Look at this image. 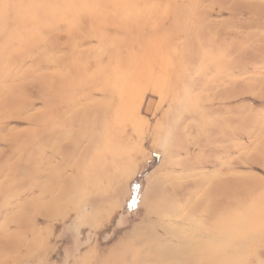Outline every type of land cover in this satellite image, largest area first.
Masks as SVG:
<instances>
[{"label": "rangeland", "instance_id": "374dc122", "mask_svg": "<svg viewBox=\"0 0 264 264\" xmlns=\"http://www.w3.org/2000/svg\"><path fill=\"white\" fill-rule=\"evenodd\" d=\"M0 264H264V0H0Z\"/></svg>", "mask_w": 264, "mask_h": 264}, {"label": "bare ground", "instance_id": "6f19581e", "mask_svg": "<svg viewBox=\"0 0 264 264\" xmlns=\"http://www.w3.org/2000/svg\"><path fill=\"white\" fill-rule=\"evenodd\" d=\"M225 234H226V232H225ZM228 237V236H227ZM210 247V246H209ZM212 247V246H211Z\"/></svg>", "mask_w": 264, "mask_h": 264}]
</instances>
